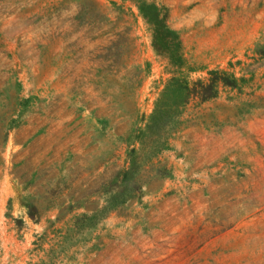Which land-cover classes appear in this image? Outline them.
Segmentation results:
<instances>
[{
	"label": "rangeland",
	"instance_id": "rangeland-1",
	"mask_svg": "<svg viewBox=\"0 0 264 264\" xmlns=\"http://www.w3.org/2000/svg\"><path fill=\"white\" fill-rule=\"evenodd\" d=\"M0 264H264V0H0Z\"/></svg>",
	"mask_w": 264,
	"mask_h": 264
},
{
	"label": "trees",
	"instance_id": "trees-1",
	"mask_svg": "<svg viewBox=\"0 0 264 264\" xmlns=\"http://www.w3.org/2000/svg\"><path fill=\"white\" fill-rule=\"evenodd\" d=\"M158 119L156 117L152 118V123H156Z\"/></svg>",
	"mask_w": 264,
	"mask_h": 264
}]
</instances>
